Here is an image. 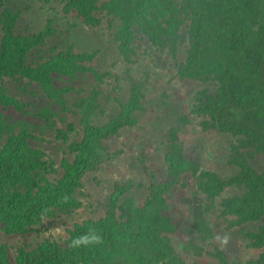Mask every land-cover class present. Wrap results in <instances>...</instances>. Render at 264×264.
Here are the masks:
<instances>
[{"label": "trees", "instance_id": "obj_1", "mask_svg": "<svg viewBox=\"0 0 264 264\" xmlns=\"http://www.w3.org/2000/svg\"><path fill=\"white\" fill-rule=\"evenodd\" d=\"M64 11L75 12L85 23L99 24L106 18L126 53L140 44V38L168 47L174 62L178 61L179 74L205 84L197 90L190 114L201 117L204 129L238 136L229 155L238 171L227 178L187 157L179 131L189 117L184 113L181 123L176 114L169 127L165 179L155 184L144 204L124 196L126 187L117 186L104 217L75 222L62 240L45 238L31 247L20 245L13 257L1 244L0 264H186L171 244L169 232L174 223L166 212L171 187L181 184L189 171L199 174L207 200L220 198V215L227 225L238 227L249 245L261 250L247 264H264V223L256 230L246 228L248 222L264 221V170L257 169L254 162L264 155V0H66ZM2 22L0 230L22 234L58 212L83 206L77 189L96 156L97 143L135 123L132 113L142 92L136 84L120 112L96 124L91 101L98 91L93 88L79 104L84 134L68 144L56 165L46 149L36 144L44 139L43 130L49 125L48 114L42 111L53 104L65 106L77 84L99 80V72L90 62L94 54L77 51L69 43L33 63L29 55L45 42V34L17 33L14 19L7 15ZM5 77L31 79L48 96L49 106L32 113L20 91H9ZM232 185L243 192L226 195L225 189ZM195 221L200 234L203 227L212 228L201 213L195 215ZM89 229L101 237L99 243L69 247L73 237ZM215 253L220 264H230L223 251Z\"/></svg>", "mask_w": 264, "mask_h": 264}, {"label": "rangeland", "instance_id": "obj_2", "mask_svg": "<svg viewBox=\"0 0 264 264\" xmlns=\"http://www.w3.org/2000/svg\"><path fill=\"white\" fill-rule=\"evenodd\" d=\"M65 4L66 0H0V42L5 32L2 20L7 15L14 19L17 33L45 34V42L31 51V62L48 58L54 50L73 43L77 51L94 54L90 62L100 75L94 82L77 84L65 106L53 104L42 111L48 114L49 125L43 130L44 139H36V144L46 149L58 165L68 151V144L84 134L79 104L93 88L98 91L91 101L96 109L93 120L96 124L117 115L131 98L136 84L142 94L139 106L132 113L135 123L125 125L119 133L108 134L97 143L96 156L83 177V185L77 189L83 206L67 213L58 212L57 216L44 219L33 230L22 234H6L0 230V245L4 244L12 257L20 245L31 247L45 238L62 240L67 237L66 229L75 222L104 217L111 208V195L117 186L126 187L124 196H132L139 204H144L155 184L165 179L166 151L171 141L169 127L175 122L176 114L181 123L184 113L189 117L179 131L187 157L199 162L201 168L227 178L238 171L237 165L229 162L231 144L238 136L204 129L201 117L190 114L197 90L205 84L182 77L178 61L174 62L168 47L161 48L140 38V44L133 49L127 53L121 51L120 41L112 33L116 29L111 32L106 18L99 24L85 23L75 12L64 11ZM4 83L10 92H21L19 96L28 101L27 108L32 113L50 104L48 96L38 85L31 84V79L5 77ZM22 89L25 90L22 92ZM254 162L257 169L264 170V155H258ZM182 179L181 184L171 187L166 213L171 214L174 223V230L169 232L171 244L184 262L220 264L215 255L217 250L224 252L230 264L255 260L261 250L250 246L238 227L227 225L220 215V198L210 201L204 197L199 174L189 171ZM242 192L243 189L235 185L225 189V194L230 196ZM198 213L208 218L212 226L211 229L203 227L201 234L195 221ZM263 223V220L248 222L246 228L256 230Z\"/></svg>", "mask_w": 264, "mask_h": 264}, {"label": "clouds", "instance_id": "obj_3", "mask_svg": "<svg viewBox=\"0 0 264 264\" xmlns=\"http://www.w3.org/2000/svg\"><path fill=\"white\" fill-rule=\"evenodd\" d=\"M59 231V229L57 230ZM101 237L95 232L94 229H89L87 233L73 237L69 247L77 248L81 246H87L89 244L99 243Z\"/></svg>", "mask_w": 264, "mask_h": 264}, {"label": "bare ground", "instance_id": "obj_4", "mask_svg": "<svg viewBox=\"0 0 264 264\" xmlns=\"http://www.w3.org/2000/svg\"><path fill=\"white\" fill-rule=\"evenodd\" d=\"M21 5H22V4H21ZM0 8H1V7H0ZM1 11H2V10H1ZM98 54H99V53H98ZM166 56H167V55H166ZM167 58H168V57H167ZM165 71H166V70H165ZM159 74H160V73H159ZM161 74H162V73H161ZM161 74H160V75H161ZM166 75H167V74H166ZM172 76H173V75H172ZM175 76H176V75H175ZM175 76H174V77H175ZM170 78H171V77H170ZM108 79H109V78H108ZM103 86H104V85H103ZM91 87H92V86H91ZM89 88H90V87H89ZM101 95H102V94H101ZM134 196H135V194H134ZM136 199H137V198H136Z\"/></svg>", "mask_w": 264, "mask_h": 264}]
</instances>
